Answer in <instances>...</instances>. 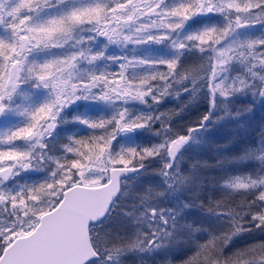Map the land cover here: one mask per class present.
Instances as JSON below:
<instances>
[{
    "label": "snow or ice",
    "instance_id": "snow-or-ice-1",
    "mask_svg": "<svg viewBox=\"0 0 264 264\" xmlns=\"http://www.w3.org/2000/svg\"><path fill=\"white\" fill-rule=\"evenodd\" d=\"M257 100L264 0H0V264H264Z\"/></svg>",
    "mask_w": 264,
    "mask_h": 264
},
{
    "label": "trees",
    "instance_id": "trees-1",
    "mask_svg": "<svg viewBox=\"0 0 264 264\" xmlns=\"http://www.w3.org/2000/svg\"><path fill=\"white\" fill-rule=\"evenodd\" d=\"M187 103L190 107L184 111L183 119H177L178 125H184L188 122L197 119L207 108L206 102L192 101L185 99L179 101L172 99L171 102L166 103L161 111L172 112L177 110V105ZM250 103V98H241L238 101L237 107H242ZM264 125V102H257L254 105L253 111L241 121H228L211 133L212 143L205 145L198 151L202 159L207 160L209 163H215L216 155L214 153V146L216 143H226L228 140L236 141L233 147L237 148L242 142H248L255 139L258 135L260 127ZM232 149H229L231 151ZM213 174H220L218 169H210Z\"/></svg>",
    "mask_w": 264,
    "mask_h": 264
}]
</instances>
